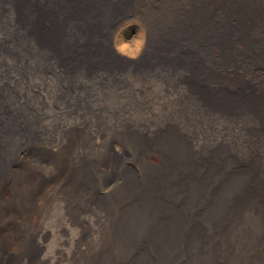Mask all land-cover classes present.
<instances>
[{"label": "bare ground", "instance_id": "1", "mask_svg": "<svg viewBox=\"0 0 264 264\" xmlns=\"http://www.w3.org/2000/svg\"><path fill=\"white\" fill-rule=\"evenodd\" d=\"M254 84L264 0H0V264H264Z\"/></svg>", "mask_w": 264, "mask_h": 264}, {"label": "rangeland", "instance_id": "2", "mask_svg": "<svg viewBox=\"0 0 264 264\" xmlns=\"http://www.w3.org/2000/svg\"><path fill=\"white\" fill-rule=\"evenodd\" d=\"M131 21L126 22L121 27L122 30L118 34V38L116 39V46L121 50H125V52H130L132 56L131 58H135L136 56L139 58L143 55L144 50L147 45L146 35H142L141 26L145 25L143 20L141 19H133ZM123 44L125 45V49H123ZM129 45H132L131 50L129 49ZM55 77V76H53ZM52 84V82L50 83ZM252 86V84H247V87ZM254 86L260 88L264 85L254 84Z\"/></svg>", "mask_w": 264, "mask_h": 264}]
</instances>
